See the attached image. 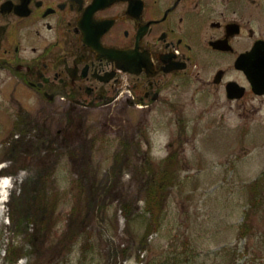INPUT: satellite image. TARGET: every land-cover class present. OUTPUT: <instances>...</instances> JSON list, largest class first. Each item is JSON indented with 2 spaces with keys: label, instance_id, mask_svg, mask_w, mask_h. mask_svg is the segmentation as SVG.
I'll use <instances>...</instances> for the list:
<instances>
[{
  "label": "rangeland",
  "instance_id": "rangeland-1",
  "mask_svg": "<svg viewBox=\"0 0 264 264\" xmlns=\"http://www.w3.org/2000/svg\"><path fill=\"white\" fill-rule=\"evenodd\" d=\"M0 84V164L46 173L21 195L8 175L0 264H264V98L228 109L195 84L177 90L174 111L114 113L123 124L107 111L52 112ZM64 133L74 154L57 150ZM28 207L36 224L20 232Z\"/></svg>",
  "mask_w": 264,
  "mask_h": 264
},
{
  "label": "flooded vegetation",
  "instance_id": "flooded-vegetation-1",
  "mask_svg": "<svg viewBox=\"0 0 264 264\" xmlns=\"http://www.w3.org/2000/svg\"><path fill=\"white\" fill-rule=\"evenodd\" d=\"M257 41L264 0H0V81L49 111H174L195 84L253 111L235 61Z\"/></svg>",
  "mask_w": 264,
  "mask_h": 264
},
{
  "label": "water",
  "instance_id": "water-1",
  "mask_svg": "<svg viewBox=\"0 0 264 264\" xmlns=\"http://www.w3.org/2000/svg\"><path fill=\"white\" fill-rule=\"evenodd\" d=\"M257 47L254 48V50H256ZM247 56H243L242 59L240 58L238 60V66L241 67V68H244L245 72L247 73L248 77L250 78V81L252 82V85L254 86V88H259V87H263L264 88V78H262L261 80L257 81L255 80L254 78V75L253 73L251 72L250 69H246L243 64L245 63V59L247 60V58H245ZM249 57H251V54H249ZM259 64L260 66H262L264 68V58L262 60L259 61ZM264 76V73L262 74ZM260 92H264L263 91H260Z\"/></svg>",
  "mask_w": 264,
  "mask_h": 264
},
{
  "label": "bare ground",
  "instance_id": "bare-ground-1",
  "mask_svg": "<svg viewBox=\"0 0 264 264\" xmlns=\"http://www.w3.org/2000/svg\"><path fill=\"white\" fill-rule=\"evenodd\" d=\"M7 187L8 180L4 178L2 181H0V196L3 197L7 193Z\"/></svg>",
  "mask_w": 264,
  "mask_h": 264
},
{
  "label": "trees",
  "instance_id": "trees-1",
  "mask_svg": "<svg viewBox=\"0 0 264 264\" xmlns=\"http://www.w3.org/2000/svg\"><path fill=\"white\" fill-rule=\"evenodd\" d=\"M28 216H29V212L27 213V215L25 216V218L22 219V221H20L19 223L22 224V223L24 222L23 220H26V221H27ZM11 219H13V218L11 217ZM11 221H12V220H11ZM25 223H29V221H27V222H25ZM18 230H19V228H18Z\"/></svg>",
  "mask_w": 264,
  "mask_h": 264
}]
</instances>
